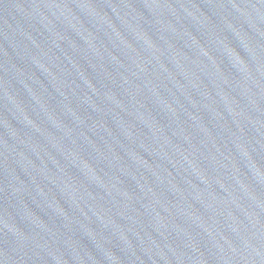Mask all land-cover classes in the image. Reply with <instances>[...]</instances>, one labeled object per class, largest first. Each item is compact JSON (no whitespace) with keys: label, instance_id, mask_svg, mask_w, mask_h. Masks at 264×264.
<instances>
[{"label":"water","instance_id":"95a60500","mask_svg":"<svg viewBox=\"0 0 264 264\" xmlns=\"http://www.w3.org/2000/svg\"><path fill=\"white\" fill-rule=\"evenodd\" d=\"M0 264H264V0H0Z\"/></svg>","mask_w":264,"mask_h":264}]
</instances>
